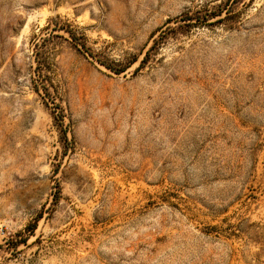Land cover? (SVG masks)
<instances>
[{
	"label": "rangeland",
	"instance_id": "obj_1",
	"mask_svg": "<svg viewBox=\"0 0 264 264\" xmlns=\"http://www.w3.org/2000/svg\"><path fill=\"white\" fill-rule=\"evenodd\" d=\"M0 264H264V0H0Z\"/></svg>",
	"mask_w": 264,
	"mask_h": 264
},
{
	"label": "trees",
	"instance_id": "obj_2",
	"mask_svg": "<svg viewBox=\"0 0 264 264\" xmlns=\"http://www.w3.org/2000/svg\"><path fill=\"white\" fill-rule=\"evenodd\" d=\"M145 59H143V61H144Z\"/></svg>",
	"mask_w": 264,
	"mask_h": 264
}]
</instances>
